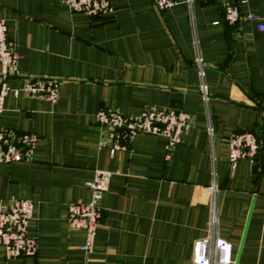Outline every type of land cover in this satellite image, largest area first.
I'll list each match as a JSON object with an SVG mask.
<instances>
[{
  "label": "crops",
  "instance_id": "obj_1",
  "mask_svg": "<svg viewBox=\"0 0 264 264\" xmlns=\"http://www.w3.org/2000/svg\"><path fill=\"white\" fill-rule=\"evenodd\" d=\"M108 1L112 13L91 17L59 0H0L17 57L7 85L61 82L53 104L4 97L0 125L37 141L29 161L0 163V206L32 202L36 251L5 259L0 246V264H192L193 243L211 235L230 244L229 264H264V32L223 19L231 5L264 23V0H174L162 12L152 0ZM147 107L188 116L178 144L137 135L114 154L99 146L97 111ZM243 131L259 149L230 171L225 140ZM96 170L110 180L84 253L66 208L88 200Z\"/></svg>",
  "mask_w": 264,
  "mask_h": 264
},
{
  "label": "built area",
  "instance_id": "obj_2",
  "mask_svg": "<svg viewBox=\"0 0 264 264\" xmlns=\"http://www.w3.org/2000/svg\"><path fill=\"white\" fill-rule=\"evenodd\" d=\"M192 0H187L190 4ZM206 1V0H198ZM71 13L101 17L113 12L108 0H59ZM154 8L162 12L171 8L174 0H152ZM223 19L230 25H237L243 20L257 21L256 29L264 32V23L253 14L240 15L235 7L224 5ZM199 62V60L197 61ZM17 57L7 40L6 27L0 14V115L3 111L4 97L10 93L14 97L23 95L48 103H55L61 82L51 78H25L17 88L7 85L8 79L17 75ZM204 93V87L202 86ZM95 124L104 134L99 142L110 154L124 151L137 135L160 136L166 140L169 150L180 142V136L188 129L189 119L185 113L177 110H161L155 107L145 108L137 116H126L118 112L101 109L94 117ZM210 134V129H208ZM37 138L29 133H17L0 125V163L9 164L29 161ZM227 162L233 171L239 160L252 162L259 149V143L251 132L232 133L225 140ZM110 173L94 171L90 180L84 183L89 191L86 202L67 205L66 223L70 229L84 232V242L80 250L89 253L100 218L99 202L107 190ZM33 204L23 199H11L0 206V246L5 259L32 257L36 251V240L27 235V224L31 219ZM230 244L211 235L197 240L192 245V264H229Z\"/></svg>",
  "mask_w": 264,
  "mask_h": 264
}]
</instances>
